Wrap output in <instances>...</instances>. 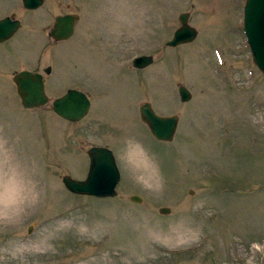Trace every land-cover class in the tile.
Wrapping results in <instances>:
<instances>
[{"label": "rangeland", "instance_id": "obj_1", "mask_svg": "<svg viewBox=\"0 0 264 264\" xmlns=\"http://www.w3.org/2000/svg\"><path fill=\"white\" fill-rule=\"evenodd\" d=\"M245 2L45 0L28 10L0 0V18L22 21L0 43L1 173L40 194L0 221V264H264V75L243 29ZM186 11L198 37L167 46ZM67 13L79 17L75 34L55 41V18ZM142 54L155 61L137 69ZM21 70L44 74L47 105L23 107ZM71 88L92 102L80 122L52 110ZM145 102L179 115L172 141L142 121ZM94 145L116 156V197L76 195L62 181L86 177Z\"/></svg>", "mask_w": 264, "mask_h": 264}, {"label": "water", "instance_id": "obj_2", "mask_svg": "<svg viewBox=\"0 0 264 264\" xmlns=\"http://www.w3.org/2000/svg\"><path fill=\"white\" fill-rule=\"evenodd\" d=\"M27 9H37L45 0H22ZM190 12L179 15L180 27L167 42L168 46L176 47L193 42L198 36L196 27L190 24ZM78 17L75 14H65L56 17L50 36L57 40H66L74 35ZM21 21L14 16L0 19V43L11 38L21 27ZM243 28L251 49L253 61L264 74V0H246L244 6ZM154 62L153 55H140L133 60L135 68H145ZM51 72V67L45 69ZM13 80L22 105L27 109L45 106L50 98L46 93L44 76L42 73L22 70L14 74ZM182 101L192 98L191 91L185 86H179ZM53 111L61 118L70 122L84 119L90 111L91 100L88 95L78 89H69L62 96L52 101ZM142 120L148 125L154 137L162 141H172L176 134L179 116L159 115L150 102L140 106ZM90 163L86 178L77 179L71 175L63 176L65 187L72 193L89 195L100 198L115 197L118 195L117 185L121 178L116 157L113 151L106 146H92L87 151ZM130 200L141 203L140 195H131ZM163 214L171 212V208L163 206L159 209Z\"/></svg>", "mask_w": 264, "mask_h": 264}, {"label": "bare ground", "instance_id": "obj_3", "mask_svg": "<svg viewBox=\"0 0 264 264\" xmlns=\"http://www.w3.org/2000/svg\"><path fill=\"white\" fill-rule=\"evenodd\" d=\"M4 168L3 164L0 167V221L22 215V208L28 207L40 195L37 186L21 185L16 178L6 180V176L1 173ZM24 174L27 178V171H24Z\"/></svg>", "mask_w": 264, "mask_h": 264}]
</instances>
